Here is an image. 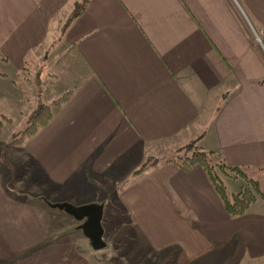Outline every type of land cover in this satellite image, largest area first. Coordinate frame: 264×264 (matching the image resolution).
<instances>
[{
  "label": "crops",
  "instance_id": "obj_1",
  "mask_svg": "<svg viewBox=\"0 0 264 264\" xmlns=\"http://www.w3.org/2000/svg\"><path fill=\"white\" fill-rule=\"evenodd\" d=\"M255 36L264 39V0H0V107L67 95L22 142L24 169L64 190L99 189L92 198L116 199V213L149 241L168 244L186 224L213 240L210 251L234 234V264H264V200L229 218L201 167L144 166L159 159L153 150L195 141L264 194V43ZM8 180L0 167V264H80L108 246L80 254L49 242L47 208L14 197Z\"/></svg>",
  "mask_w": 264,
  "mask_h": 264
},
{
  "label": "rangeland",
  "instance_id": "obj_2",
  "mask_svg": "<svg viewBox=\"0 0 264 264\" xmlns=\"http://www.w3.org/2000/svg\"><path fill=\"white\" fill-rule=\"evenodd\" d=\"M81 3L78 8L82 5ZM75 9L77 8H72L64 21L69 20V16L72 17V12H75ZM244 19L246 21L245 16ZM255 37L258 38L257 36ZM256 38L255 41L259 45L264 43V39L258 38L256 40ZM52 103H39L37 102V97L30 96L29 101L21 100L16 101L14 104H9V109L0 107V167L5 175H8V187L11 189V191H8L12 192L14 197H20L22 193L36 205L47 208L50 218L47 237L49 242L62 239L61 242L68 251H70L72 242L73 249L81 254L87 250H96L97 239H100L101 243L105 241L108 246L104 250L94 252L93 257L86 258L88 264H234V234L227 238L225 235L218 238L220 243L217 241L216 244H213L211 251L208 248L213 243V240L203 239L200 232L193 231L190 226L186 227V224L179 226L181 227L180 230L175 227L174 230L177 231L174 234L177 238H172L173 241H171L169 237L168 244L162 240H155L154 237L156 235H151V240L149 241L147 237L149 233L137 231L133 222H127L126 224L123 221L125 216L116 213V209H113L119 206L116 199L106 198L105 201L101 200L102 198H92L94 195H99V189L95 191L93 189V191L89 192L86 189L79 188L77 185H68L64 190V187L51 184L49 181L38 182L37 177H35L38 174L37 170L32 168L28 172L27 169H24L26 157L23 155L22 142L34 135L29 136L39 124L40 118L46 115L43 113L39 119H31L33 114L38 112V108L41 105H50L52 108ZM192 142L181 147L174 146L170 149H163L159 153H154L155 150H153L154 156L159 159H155V162L150 159L146 161L144 166L167 161L174 162L173 160L177 157L185 158V156L190 154L187 151V145ZM192 145L199 146L196 142H193ZM208 160L210 170L224 186L226 193L229 196L232 195L235 187L234 175L221 171L218 165L221 160L211 156V154H209ZM224 176L229 179H225ZM236 178L242 184L241 179L239 177ZM225 181L226 183H224ZM95 185L98 188H102L101 184L95 183ZM140 200L143 206H149L151 202L146 198H139L138 202ZM218 200L222 206L219 197ZM159 201L163 203V206H166V199ZM105 202L108 205V209L112 210L113 213H106V217L109 220L104 222L103 217L105 214L102 211L103 209L99 208V204ZM130 205L135 206V202ZM58 211L64 212V214L58 215ZM223 211L225 216L234 218V215L227 213L224 208ZM134 217L138 220L140 219V215ZM190 234H194V237H189ZM101 243L99 246H101ZM147 243L151 244L153 249L150 248L148 251ZM86 261L80 264H86ZM62 264L70 263L69 261H63Z\"/></svg>",
  "mask_w": 264,
  "mask_h": 264
},
{
  "label": "trees",
  "instance_id": "obj_3",
  "mask_svg": "<svg viewBox=\"0 0 264 264\" xmlns=\"http://www.w3.org/2000/svg\"><path fill=\"white\" fill-rule=\"evenodd\" d=\"M75 8L77 9H75V12H72V15H71L72 17L78 14V11L81 10L82 6L81 8H78L76 6ZM66 98H67V95L65 94L61 96L59 99H57L56 101H54L52 105L58 106ZM43 113H45L46 115L44 116ZM50 117H51L50 105H41L38 108V112L34 113L33 116L31 117V119L40 118V120H39V124L37 125V127L35 126L36 128L29 134V136L33 135L39 127L44 126L49 121ZM0 126H1V121H0ZM192 143L187 145V151L190 152V154L185 156V158L177 157L173 160L174 162L172 163L176 165V167L181 171H188L191 167L195 165L201 167L206 172L212 184L214 192L221 200L222 206L227 213H229L230 215L239 216L243 214L247 206L255 199L260 198L264 200V194L261 192L257 181L246 176V174L243 172V170H241V168L236 167V166H227L221 160V163L218 164L221 171H224L225 173L229 172L231 175H234V177H239L242 181V184L240 185L239 189L235 193L229 196L226 193L224 186L220 183L218 178L213 174L212 170H210L209 168L210 164L208 162L209 161L208 156L210 153L205 152L199 146L196 147L192 145ZM8 190L11 191V189L9 188Z\"/></svg>",
  "mask_w": 264,
  "mask_h": 264
},
{
  "label": "water",
  "instance_id": "obj_4",
  "mask_svg": "<svg viewBox=\"0 0 264 264\" xmlns=\"http://www.w3.org/2000/svg\"><path fill=\"white\" fill-rule=\"evenodd\" d=\"M60 205H61V204H60ZM99 240H100V239H97V241H96V243H97V244H96V248H99V247H100V246H99L100 244H98V241H99Z\"/></svg>",
  "mask_w": 264,
  "mask_h": 264
},
{
  "label": "built area",
  "instance_id": "obj_5",
  "mask_svg": "<svg viewBox=\"0 0 264 264\" xmlns=\"http://www.w3.org/2000/svg\"><path fill=\"white\" fill-rule=\"evenodd\" d=\"M256 40H258V38H256Z\"/></svg>",
  "mask_w": 264,
  "mask_h": 264
}]
</instances>
